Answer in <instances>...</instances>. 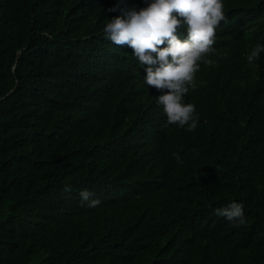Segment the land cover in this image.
Wrapping results in <instances>:
<instances>
[{
	"label": "trees",
	"instance_id": "16d2710c",
	"mask_svg": "<svg viewBox=\"0 0 264 264\" xmlns=\"http://www.w3.org/2000/svg\"><path fill=\"white\" fill-rule=\"evenodd\" d=\"M0 264H264V0H0Z\"/></svg>",
	"mask_w": 264,
	"mask_h": 264
}]
</instances>
